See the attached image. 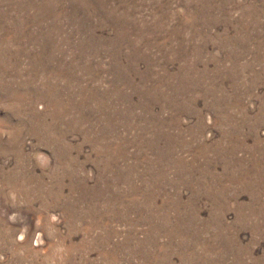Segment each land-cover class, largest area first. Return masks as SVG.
Segmentation results:
<instances>
[{"label": "rangeland", "instance_id": "obj_1", "mask_svg": "<svg viewBox=\"0 0 264 264\" xmlns=\"http://www.w3.org/2000/svg\"><path fill=\"white\" fill-rule=\"evenodd\" d=\"M0 264H264V0H0Z\"/></svg>", "mask_w": 264, "mask_h": 264}]
</instances>
